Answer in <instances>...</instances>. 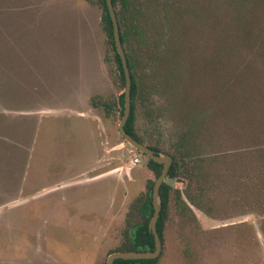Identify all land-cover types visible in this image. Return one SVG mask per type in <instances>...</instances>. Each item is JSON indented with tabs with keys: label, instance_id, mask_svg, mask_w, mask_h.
I'll return each mask as SVG.
<instances>
[{
	"label": "rangeland",
	"instance_id": "obj_1",
	"mask_svg": "<svg viewBox=\"0 0 264 264\" xmlns=\"http://www.w3.org/2000/svg\"><path fill=\"white\" fill-rule=\"evenodd\" d=\"M101 14L0 0V264L106 263L155 180L119 132ZM124 25L137 132L204 173L202 210L170 193L157 264H264V0H130Z\"/></svg>",
	"mask_w": 264,
	"mask_h": 264
},
{
	"label": "trees",
	"instance_id": "obj_2",
	"mask_svg": "<svg viewBox=\"0 0 264 264\" xmlns=\"http://www.w3.org/2000/svg\"><path fill=\"white\" fill-rule=\"evenodd\" d=\"M90 4L98 5L101 10L100 26L107 36L110 51L106 54V59L111 60L115 64V68L118 73L119 88H124V72L121 64L120 57L116 51L113 38L112 22L106 7L105 0H87ZM112 5L116 14L119 36L122 47L125 52L127 65L130 71L131 88H130V114L124 125L127 133L133 136L139 142L145 144L149 148H152L156 152L163 151L169 153L172 156V163L169 166L167 176L169 178H181L184 180V187L172 188L166 182H162L159 188V197L161 201V208L156 221L157 233L161 239V253L164 248V227L167 218V208L169 203L170 193L173 191L174 199L177 209H179L185 215L192 213L191 205L198 209H203L205 202V187L204 173L201 170V164L189 155L187 151H183L182 144L177 141L176 145L171 151L164 150L157 141L148 140L144 137V134H139L135 127V114L137 104L140 102V94L138 89V83L133 73L132 57L128 52L126 45L128 42L127 33L124 31V24L127 22V11L130 6V0H112ZM140 32V31H139ZM124 94H120L119 102L123 107ZM109 104L105 103L103 108L108 111ZM123 109V108H122ZM122 112H120L122 116ZM172 152V153H170ZM146 167L151 170L155 180L159 176L162 164L153 161L148 158L146 161ZM155 180H147L145 189L134 199L130 205L128 214L126 216L125 236L123 242L116 249L111 250L109 253L116 251H151L155 248V242L150 230L149 222L153 214L152 206V188ZM204 198V199H203ZM264 219V218H263ZM160 253V255H161ZM160 255L153 259H122L117 258L114 260L115 264H157ZM106 264V263H104Z\"/></svg>",
	"mask_w": 264,
	"mask_h": 264
},
{
	"label": "water",
	"instance_id": "obj_3",
	"mask_svg": "<svg viewBox=\"0 0 264 264\" xmlns=\"http://www.w3.org/2000/svg\"><path fill=\"white\" fill-rule=\"evenodd\" d=\"M106 1V7L112 22L113 27V38H114V45L116 48V51L120 57L123 72H124V80H125V86H124V100H123V112L122 117L119 122L118 128L119 132L129 144H131L137 151L144 154L148 158L152 159L153 161L157 163L162 164V169L157 177V179L154 181L153 188H152V206H153V214L150 218L149 226L151 233L154 238L155 242V248L151 251H116L108 254L106 258V264H115L114 260L117 258L122 259H153L160 255L161 253V239L157 233L156 229V221L158 218V214L161 208V201L159 197V188L161 183L164 181V179L167 176V172L169 169V166L172 163V156L169 154H163L160 152H156L152 148H149L145 144L139 142L136 140L133 136H131L129 133L126 132L124 125L129 117L130 114V88H131V77H130V71L127 65V60L125 56L124 49L121 44L120 36H119V28L117 23L116 14L112 5V0H105Z\"/></svg>",
	"mask_w": 264,
	"mask_h": 264
},
{
	"label": "built area",
	"instance_id": "obj_4",
	"mask_svg": "<svg viewBox=\"0 0 264 264\" xmlns=\"http://www.w3.org/2000/svg\"><path fill=\"white\" fill-rule=\"evenodd\" d=\"M137 161H138L137 158H134V159H133V163H136Z\"/></svg>",
	"mask_w": 264,
	"mask_h": 264
}]
</instances>
